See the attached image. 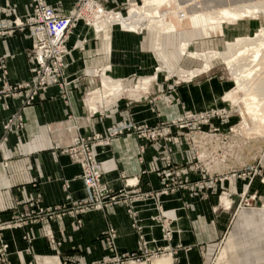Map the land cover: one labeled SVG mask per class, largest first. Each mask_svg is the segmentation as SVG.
I'll use <instances>...</instances> for the list:
<instances>
[{
    "label": "crops",
    "instance_id": "1",
    "mask_svg": "<svg viewBox=\"0 0 264 264\" xmlns=\"http://www.w3.org/2000/svg\"><path fill=\"white\" fill-rule=\"evenodd\" d=\"M76 1L46 0L63 14L70 13ZM98 1L108 10L125 13L130 3L143 0ZM32 9L31 0H0V28L5 30L0 35V78L6 71V80L13 85L32 77V39L27 30L15 29V22L23 21ZM104 21L103 28L97 29L81 20L68 37L65 62L66 76L72 82L70 101H65L57 87L43 92L34 106L25 110V128L10 133L0 149V222L25 209L54 206L89 195L82 166L62 153L78 134L107 135L131 125L156 127L170 122L183 110L202 111L224 105L221 97L229 85L203 78L198 83L181 84L172 107L165 102L172 94L169 85V90L157 99L151 100L149 95L140 99L122 96L98 110L90 109L85 96L95 76L106 70L113 78L127 80L149 75L160 64H181L183 57L176 40L180 41L182 34L187 40L197 31L185 28L187 21L170 33L147 28L129 31ZM218 30L226 37L230 32L229 27L209 25L203 37ZM20 106V98L0 100V141L5 122ZM169 135L151 143L135 132L125 131L95 148L104 168V183L116 191L128 183L151 192L134 204V213H129L125 204H117L105 213L84 215L81 227L69 217L9 226L2 231L5 247L0 256L8 259L7 264H105L100 262L114 256L106 243L107 230L114 229L119 254H145L141 261L133 259L126 264H155L159 259L163 262L158 264H263L264 207L238 208L239 194L246 186L242 179L222 183L208 179L204 186H195L200 178L191 169L194 161L190 144L182 141L176 129ZM209 143H205L207 148ZM230 145L232 154L216 163L213 173L229 167L245 168L264 154L261 141H232ZM168 148L172 150L171 166L166 160ZM177 165L190 168V182L167 190L166 184L172 183L171 171ZM224 190L231 200L229 207L218 200ZM165 225L172 230L168 239Z\"/></svg>",
    "mask_w": 264,
    "mask_h": 264
},
{
    "label": "built area",
    "instance_id": "2",
    "mask_svg": "<svg viewBox=\"0 0 264 264\" xmlns=\"http://www.w3.org/2000/svg\"><path fill=\"white\" fill-rule=\"evenodd\" d=\"M32 12L22 21L15 22V29L19 31L27 30L32 39L31 48V73L32 77L28 82L22 84H11L6 80V71L0 78V100L6 97L20 98L21 106L13 113L4 124V135L0 141V149L5 141L8 140L10 133L22 131L25 128V110L33 107L39 96L51 87H57L66 102L70 101V92L72 82L66 76V56L68 54L67 40L76 24L83 20L86 23L103 28V21L111 22L109 15L117 14L114 10L106 9L98 0H77L75 8L67 14L56 11L47 4L46 0H31ZM5 30L0 28V35ZM225 102V97H223ZM172 102V101H170ZM169 105V104H168ZM227 113L225 108L212 110L203 113H195L191 110H185L182 118H177L170 122L162 123L156 127L131 125L127 129H116L102 135L100 133L92 135L78 134L72 144L62 153L67 154L83 168L82 178L89 195L81 200L67 199L65 202L54 206H40L25 209L16 214L12 219L0 222V251L2 252V231L4 228L21 225L30 222L53 221L56 219H73V223L78 227L83 224V217L88 213H105L110 207L117 204H125L129 207V213H134L133 206L152 195L150 191H142L138 187L126 183L119 190L112 189L104 183L102 178L104 168L97 159L95 148L100 145L108 144L114 137L127 132H135L139 137L148 140L151 143H157L159 139H166L174 129L196 130V122L209 123L215 116ZM194 130V136L196 132ZM144 147H142L143 150ZM167 165H172V150L167 149ZM204 170H201L203 172ZM184 174H190L187 170H180L177 167L172 171V183L166 184V189L175 186L183 187L190 182L191 178L186 177L182 180ZM205 176H209L205 171ZM198 182V181H197ZM165 189V190H166ZM166 190V191H167ZM240 200L238 208L254 207L256 196L250 195L248 191L239 194ZM171 228L165 225V238L171 236ZM116 233L114 229H108L106 243L109 249L114 253L113 257H107L100 263L105 264H126L130 260L141 261L145 254L136 255L135 253L119 254L116 248ZM147 258V257H146ZM99 264V263H98Z\"/></svg>",
    "mask_w": 264,
    "mask_h": 264
},
{
    "label": "rangeland",
    "instance_id": "3",
    "mask_svg": "<svg viewBox=\"0 0 264 264\" xmlns=\"http://www.w3.org/2000/svg\"><path fill=\"white\" fill-rule=\"evenodd\" d=\"M143 4H144L143 1H141L140 3H136V2L130 3L129 9L125 13H122L116 10L114 11L126 16L128 15L129 10L131 8H133L134 6H139V5L143 6ZM162 10H164V8ZM168 10H172V9L168 8ZM166 17H167L168 22L174 26V28H172L170 31H167L166 33L176 31L177 25L185 21H187L185 22L186 23L185 28L187 29L189 28L190 31L192 29L193 31L197 29V31H195L193 35L190 36L189 39H187V40H190L188 41L189 43L185 42L187 40L185 39L183 34L180 37L181 39L180 41L179 39L176 40V43H177L176 46L178 48L177 50L179 51L180 55H182L183 57V61L181 62V64H178V65L176 64L172 67L171 66L165 67V66H162L161 64L158 65L152 73L144 76L147 78L152 77V81L150 82V85L147 88V90L143 92L139 98H133V97L132 98L129 97V98L140 99L142 98V96L149 95L151 100L153 98L157 99L158 96L165 94L169 90L167 86L172 85L171 90H170V92H172L171 94L172 97L168 95L166 96V100H165L167 107H172L175 104L176 98H177L175 96V91L179 86H181V84H188V83H195V82L198 83L201 79L204 78V79H216L218 80L219 83L221 82V83H224V85H229L228 90L224 92L223 93L224 96L221 97V101L222 99H224L223 97H225L224 105H218L216 107H213L207 110H202V111L191 110L195 113H203V112L225 108L227 113H225L224 115L215 116V118H213L211 122L207 124L199 123V120H198L196 122L197 123L196 130L194 129L197 134L196 136H194L195 134L194 130H190V129H181L178 132L182 134L183 136L182 141H188V143L190 144V148L193 151V161L194 162L191 165L192 166L191 169L193 172L197 173L198 177L200 178L199 180H197L198 181L197 183H194L195 186L197 187L204 186L206 184L205 181H207L208 179H214L216 181L215 183L217 182L222 183V181L223 182L232 181L234 179H242L244 180L246 184L242 192L248 191L250 195H255L257 200L254 206L264 207V154H262L261 157L253 161L250 165H248L245 168H242V169L239 168V170L230 172L231 169H235V168L229 167L228 169H226V171L222 173H213L216 163L223 161L226 157L232 154V152L229 149L231 147L230 143L232 141H261L264 145V136L262 135H259V136L243 135L240 128H238L243 123V117L239 112V106H237V104L229 97V95H230V92H232L235 88L240 87L239 86L240 84L239 76L235 74L234 71H232L229 68L228 63L221 57H214L208 63V67L203 72L199 74H194L193 77L191 78L187 79V78L180 77L175 74V72L180 69L185 70V71H191V70L201 68L204 66V61L202 59L190 56L188 55L187 52L184 53L182 51L184 44L188 45L187 49L190 52L204 53V52H209V51H223L227 48L228 42H233L236 39L241 38V37L257 38V34H260L261 30L264 27V12L259 13L255 17L254 16L245 17V18L234 19V20L232 19L228 21L219 20V22L217 21L216 23H211L209 20H206L204 16L180 18L178 15L172 14ZM196 19L198 20L201 19L205 23L201 21L189 22V20H196ZM109 20L111 21L110 17H109ZM110 23H112V21ZM113 24H117L119 27H123L117 22ZM209 25L212 27H217L218 25H220V27H229V30H230L229 35H227V37L226 35L222 36L220 35L221 31L218 30L217 34H212L211 36L203 37L204 34L202 32H205L206 30H208ZM147 29L156 30L153 28H147ZM195 37L196 38L199 37V39L197 38V40H193L192 38H195ZM200 42L203 43V46L201 44L199 45ZM248 56L249 54H244L242 56H239L241 57V60L238 61V63L241 65H245L247 63ZM108 76L111 77L109 73H108ZM101 77H102V74L101 76L98 74V76H95L93 78L94 82L92 85L89 86V89L86 92V96H85L86 104H87V98H88L87 96L90 95V93H92L94 90H96L94 88L95 87L100 88L102 86ZM144 77H133L127 80L118 79V80H121V83H122L120 85V88L130 89L132 87H135L144 79ZM125 97H128V96H125ZM184 112L185 110H183V112L179 116H177L176 118L172 120H176L177 118H182L184 115ZM168 137H170V135ZM210 141H213V144L210 145L209 143ZM206 142L209 143V148L205 146ZM202 157L203 159L201 160L200 158ZM177 168L180 170L181 169L187 170L189 173L192 172L189 170L190 168L187 166L184 167L182 165H177ZM201 170H204V171L201 172ZM205 171L208 173L209 176L207 177L205 176ZM189 176H190L189 174H184L182 177V180L184 181L185 178L186 177L189 178ZM228 196L229 194H228V191L226 192V190L220 191V193L218 194L219 202L222 203L223 201L224 203L223 207L230 206L231 200L230 198H228ZM162 260L163 259H159L155 261V264L163 262ZM7 263H8V259H5V257L0 256V264H7ZM63 264H81V263L66 261Z\"/></svg>",
    "mask_w": 264,
    "mask_h": 264
},
{
    "label": "bare ground",
    "instance_id": "4",
    "mask_svg": "<svg viewBox=\"0 0 264 264\" xmlns=\"http://www.w3.org/2000/svg\"><path fill=\"white\" fill-rule=\"evenodd\" d=\"M143 3V6L131 8L126 16L121 13L114 15L111 13L109 17L112 23L117 22L129 31L153 28L160 32H167L174 28L166 17L172 14L180 18L204 16L211 23H216L219 20L255 17L264 12V0H143ZM187 47L188 45L184 44L182 51L202 59L204 66L191 71L180 69L175 74L188 79L194 74L203 72L214 57L223 58L240 80V87L235 88L229 95L239 106V112L243 117V123L238 128L243 135L264 136V27L260 34H257V38H238L233 42H228L227 48L223 51L199 53L190 52ZM244 54H249V56L247 63L241 65L238 63L241 60L239 56ZM151 81L152 77H144L135 87L121 89V80L108 76V72L104 70L102 86L87 96V105L95 111L121 96L139 98L147 90ZM200 159L202 160L203 157ZM236 170L239 168L231 169L230 172Z\"/></svg>",
    "mask_w": 264,
    "mask_h": 264
}]
</instances>
